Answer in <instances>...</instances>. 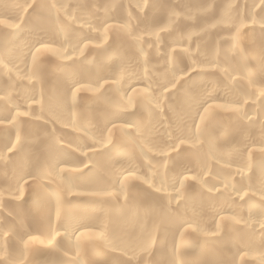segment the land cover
<instances>
[{
  "label": "bare ground",
  "instance_id": "1",
  "mask_svg": "<svg viewBox=\"0 0 264 264\" xmlns=\"http://www.w3.org/2000/svg\"><path fill=\"white\" fill-rule=\"evenodd\" d=\"M0 264H264V0H0Z\"/></svg>",
  "mask_w": 264,
  "mask_h": 264
}]
</instances>
